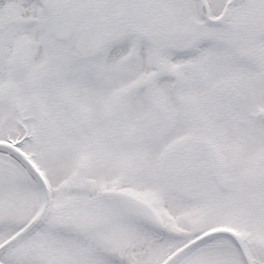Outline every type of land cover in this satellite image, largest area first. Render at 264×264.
<instances>
[{
    "label": "snow or ice",
    "instance_id": "obj_1",
    "mask_svg": "<svg viewBox=\"0 0 264 264\" xmlns=\"http://www.w3.org/2000/svg\"><path fill=\"white\" fill-rule=\"evenodd\" d=\"M0 264H264V0H0Z\"/></svg>",
    "mask_w": 264,
    "mask_h": 264
}]
</instances>
